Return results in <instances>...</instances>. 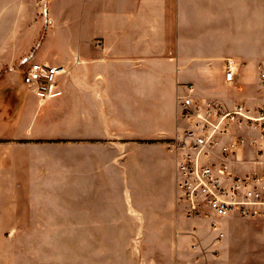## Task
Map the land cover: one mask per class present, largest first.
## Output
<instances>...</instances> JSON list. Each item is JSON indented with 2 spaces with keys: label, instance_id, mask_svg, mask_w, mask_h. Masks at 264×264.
<instances>
[{
  "label": "rangeland",
  "instance_id": "1",
  "mask_svg": "<svg viewBox=\"0 0 264 264\" xmlns=\"http://www.w3.org/2000/svg\"><path fill=\"white\" fill-rule=\"evenodd\" d=\"M6 1L0 0V115L4 112L10 118H0V136L31 132L40 140H52L46 145L55 148L56 160L50 170L36 171L28 182L15 178L14 172L0 170V201L50 198L55 211L28 212L34 215L28 218H0V264H147V260H160L161 256L171 263L178 253L182 264H191L199 254L210 264H264V219L231 220L219 248L214 247L209 234L198 235L201 249L196 253L191 248L196 236L185 238L177 253L175 234L159 219L160 213L169 214L172 226L174 215L182 216L174 204V154L168 148L170 140L187 125L179 95L192 85L197 100L218 102L226 109L240 100L252 105L257 84L253 62L242 67L240 81L239 71L236 83L229 85L223 80V63L213 69V74L186 76L180 81L177 69L175 99L162 89L163 75L136 76L142 86L147 82V91L122 93L135 95L137 110L147 118L120 115L88 122L81 118H13L21 102L13 98L12 89L30 92L21 84L27 64L37 61L64 66L62 83L74 84L71 97L77 107L80 82L111 81V76L96 74V62H110L112 56L111 44L105 43L95 24H81L79 14L85 10L86 0H68L65 5L72 12L63 9L62 0H24L19 10L5 9L10 6ZM92 5H96L95 0ZM128 151H135L136 168L131 170L136 182L135 206L127 203ZM111 154L120 156L119 177L102 169L100 158ZM144 158L146 196L141 172ZM161 170L168 175H161ZM113 182L121 185L119 213L100 202L103 187L105 190ZM112 214L119 217H106ZM100 215L105 217H97ZM179 223L183 232H191L189 221L179 217ZM201 230L209 232L208 226Z\"/></svg>",
  "mask_w": 264,
  "mask_h": 264
},
{
  "label": "crops",
  "instance_id": "2",
  "mask_svg": "<svg viewBox=\"0 0 264 264\" xmlns=\"http://www.w3.org/2000/svg\"><path fill=\"white\" fill-rule=\"evenodd\" d=\"M67 1H61L64 3L63 9L72 12L68 9L70 6L65 5ZM86 2L88 3L85 4V10L79 14L81 24L83 26L95 24L104 35L105 43L111 44V60L96 62L98 63L96 74L111 76V81L80 82L77 107L74 105L76 100L71 97L74 84L62 83L63 79L59 85L62 94L47 100H41L30 92L10 89L14 92L13 98L21 102L18 114L13 118H81L83 122H88L92 118H119L120 115L123 118H147V115L137 110L136 96L122 93L131 90L147 91V82L142 86L141 82H136V76L163 75L161 87L170 92L175 99L177 69L180 70L178 72L180 81L185 80L186 76L199 78L200 75L213 74V69L223 63V80L229 85L224 76L226 59H234L240 66L239 81L242 67L247 62H253L257 74V66L264 59V0H95V6L91 2L89 4V0ZM23 3L24 0H7L6 4L10 6L5 9H23L21 7ZM209 63L213 66H209ZM158 103L161 104L162 99ZM0 118L10 117L2 112ZM99 138L101 137L95 136V139ZM49 141L33 137L31 132L25 135L0 136V170L14 172L15 178L22 177L26 182L33 179L36 171L47 172L52 168L51 166H54L56 160L55 148L46 145ZM127 159L129 171L126 185L129 193L127 203H133L135 206L136 182L135 174L131 173V170L135 171L136 168L135 151H128ZM146 159L141 162H144L141 172L145 196L147 195ZM100 161L103 170L111 171L113 176L116 172V175L120 176L119 155L116 157L115 154H111L110 157L100 158ZM174 164L176 168L175 155ZM161 175L168 174L161 170ZM31 185L26 183L25 186ZM109 186L111 190H107ZM120 189L121 185L114 182L105 186V190L103 187V198L100 200L105 206L111 205V209L117 213H119ZM144 202L145 199L143 205ZM11 203L15 205L12 206ZM36 203L48 205L36 206ZM50 203H52L50 198L4 199L0 201V218H28L34 217L26 214L28 212L45 209L55 211ZM67 203L70 204L71 200L69 199ZM174 204L177 209L176 203ZM13 212L17 214H8ZM168 215L160 213L159 219L161 224L167 227L166 229H171L175 234L178 253L185 238L194 236L195 231L192 232V224L191 232H183L179 217L182 221L184 218L178 214L174 215L176 221L171 226ZM106 217L117 218L119 215L112 214ZM210 237L212 242L215 234H210ZM223 242L224 240L217 244L213 241V245L219 248ZM168 248L167 245L166 250ZM197 251L198 249L193 250V253ZM153 262L182 264L179 253L171 263L166 256H161L160 260H147V264ZM191 264H210V262L205 255L199 254L191 260Z\"/></svg>",
  "mask_w": 264,
  "mask_h": 264
},
{
  "label": "built area",
  "instance_id": "3",
  "mask_svg": "<svg viewBox=\"0 0 264 264\" xmlns=\"http://www.w3.org/2000/svg\"><path fill=\"white\" fill-rule=\"evenodd\" d=\"M239 70L234 59H226L225 81L235 83ZM65 72L64 66L31 62L21 84L41 100L55 98ZM256 77L252 105L240 101L226 109L200 101L192 85L178 97L187 125L168 143L176 160L175 203L194 236L215 234L217 244L230 220L264 219V59ZM205 226L209 232H202ZM191 248L201 249L198 237Z\"/></svg>",
  "mask_w": 264,
  "mask_h": 264
}]
</instances>
